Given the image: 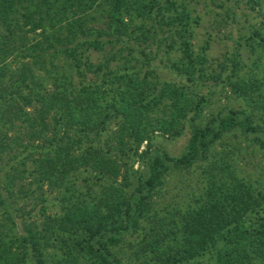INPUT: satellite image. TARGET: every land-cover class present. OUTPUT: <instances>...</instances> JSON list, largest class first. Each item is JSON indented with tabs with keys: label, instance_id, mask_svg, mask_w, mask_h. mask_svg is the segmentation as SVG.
I'll return each mask as SVG.
<instances>
[{
	"label": "trees",
	"instance_id": "1",
	"mask_svg": "<svg viewBox=\"0 0 264 264\" xmlns=\"http://www.w3.org/2000/svg\"><path fill=\"white\" fill-rule=\"evenodd\" d=\"M199 1L0 0V264H264V6Z\"/></svg>",
	"mask_w": 264,
	"mask_h": 264
},
{
	"label": "rangeland",
	"instance_id": "2",
	"mask_svg": "<svg viewBox=\"0 0 264 264\" xmlns=\"http://www.w3.org/2000/svg\"><path fill=\"white\" fill-rule=\"evenodd\" d=\"M261 1L262 5L264 6V0ZM196 6L198 8V13L202 16L201 24L197 27L198 42L201 43L206 37L207 33H213L215 39L212 41V47L209 52L212 56H220L225 50L226 43L230 41L227 37V34H229L232 26L217 25L215 21L217 18H220L217 13L219 11H223V9L213 4L211 0H206V3L205 1L200 0ZM236 10L239 13L238 18H241L242 22L243 20H245V18H253L254 12L250 10V7L246 3V0H242V2L240 3V7ZM243 10L247 11L249 15H243ZM235 25L237 26V24H233L234 27H236ZM239 25L241 26V24ZM220 104H231V100H228L224 97ZM188 138L189 133L175 140H170L166 139L165 137L159 136L156 141L159 145L167 149L172 155H178L185 148Z\"/></svg>",
	"mask_w": 264,
	"mask_h": 264
}]
</instances>
